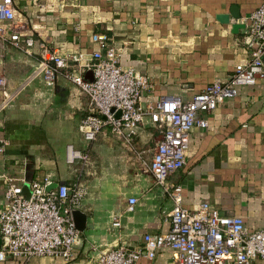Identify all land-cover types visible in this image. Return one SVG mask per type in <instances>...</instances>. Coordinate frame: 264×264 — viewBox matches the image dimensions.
Masks as SVG:
<instances>
[{
	"label": "crops",
	"instance_id": "1",
	"mask_svg": "<svg viewBox=\"0 0 264 264\" xmlns=\"http://www.w3.org/2000/svg\"><path fill=\"white\" fill-rule=\"evenodd\" d=\"M262 1L12 0L20 32L62 55L89 59L102 39L114 47L122 67L148 77L152 87L143 105L171 97L188 101L208 84L227 81L249 58L245 29L233 27ZM38 62L37 48L28 55L0 41L6 91L20 89L6 103L0 89V141L7 142L0 174L24 180L46 175L55 187L78 182L87 192L78 207L85 226L69 261L34 257L0 264H94L111 248L140 247L145 234L169 230V191L177 186L189 210L207 203L222 216L241 217L249 230L264 227V80L240 87L234 99L207 115V128L191 131L185 164L167 178L166 191L148 170L160 130L145 118L131 143L106 128L95 141H83L79 124L88 113V97L65 79L67 69L52 86L38 78L21 88ZM68 66L77 70L75 63ZM84 77L90 80L91 72ZM68 145L83 159L69 163ZM131 197L137 203L128 211ZM4 205L0 179V208ZM116 216L119 228L112 225ZM172 257L164 249L136 264H168Z\"/></svg>",
	"mask_w": 264,
	"mask_h": 264
},
{
	"label": "built area",
	"instance_id": "2",
	"mask_svg": "<svg viewBox=\"0 0 264 264\" xmlns=\"http://www.w3.org/2000/svg\"><path fill=\"white\" fill-rule=\"evenodd\" d=\"M244 44L249 53L246 63L234 67L225 82H212L190 100L163 98L156 104L143 105V94L151 83L143 74L119 63L114 47L99 40V49L89 59L81 54L62 55L45 42L23 35L17 27V13L12 0H0V41L25 54L38 49L39 62L21 88L35 79L54 85L61 69L63 76L88 97V113L79 124L83 141L91 143L106 128L117 137L131 143L137 128L145 118L160 130L148 170L159 185L166 187L167 178L185 164L190 133L194 128H207V115L219 105L234 99L243 86H253L264 80V0L244 19ZM83 62V64H82ZM75 63L77 70H70ZM91 72L92 79L84 77ZM6 79L0 75L4 103L16 93L6 91ZM6 141H0V153ZM69 163L83 159L71 145L66 147ZM4 182V207L0 208V262L8 259L29 260L34 257L72 258L75 243L80 238L72 211L84 200L86 189L78 182L60 183L48 190L52 181L44 175L29 183V196L22 190L25 180L0 174ZM173 205L167 219L169 230L164 234H145L140 247L117 246L98 255L94 264H136L140 259L153 260L167 249L172 252L168 264H256L264 262V227L249 230L239 216H222L207 203L195 210L182 206V188L169 191ZM137 199L127 200V210L133 211ZM112 225L121 226L118 216Z\"/></svg>",
	"mask_w": 264,
	"mask_h": 264
},
{
	"label": "water",
	"instance_id": "3",
	"mask_svg": "<svg viewBox=\"0 0 264 264\" xmlns=\"http://www.w3.org/2000/svg\"><path fill=\"white\" fill-rule=\"evenodd\" d=\"M236 19H238L239 18V16H234ZM234 29L233 30H235L236 31V29H244V24H235L234 25V27H233ZM92 75V74H91ZM92 79V78H91ZM90 79V80H91ZM26 170H27V172H28V174H31L30 173V166L28 165L27 167H26ZM30 179H26L25 180V183H24V185H23V187H22V190H23V193H24V195L26 196V197H28L29 196V183H30ZM52 188H55V186L53 185H51L50 187H48L47 189L48 190H50V189H52ZM72 218H73V221H74V224H75V227H76V229L78 230V231H83V229H84V226H85V215L84 214H82L79 210H78V208H75V209H73V211H72ZM0 245H1V239H0Z\"/></svg>",
	"mask_w": 264,
	"mask_h": 264
}]
</instances>
